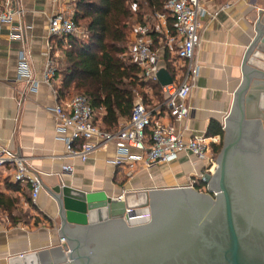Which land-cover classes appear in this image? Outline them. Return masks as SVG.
I'll return each instance as SVG.
<instances>
[{
	"label": "crops",
	"instance_id": "1",
	"mask_svg": "<svg viewBox=\"0 0 264 264\" xmlns=\"http://www.w3.org/2000/svg\"><path fill=\"white\" fill-rule=\"evenodd\" d=\"M21 12L11 24L0 26V149L7 147L24 157L31 173L39 175L43 189L36 201L28 183L14 179L15 165L0 167V192L19 200L18 208L29 213L27 219L13 224L7 213L0 212V264L9 259L61 244L58 207L49 190L68 185L85 191H105L113 197L123 193L186 186L188 178L204 171V163L189 153H180L168 163L151 168L117 167L110 161L118 157L115 144L98 150L88 161L66 155L65 138L70 134L57 130L54 109L74 96H59L60 78L45 80L44 69L48 54L49 19L58 11L73 15L75 0H11ZM200 15L201 43L196 52L200 74L189 96L190 113L176 123L186 141L205 134L212 140L211 149L221 142V134H209L213 122L224 130L234 92L242 81V61L255 36V27L264 24V0H202ZM19 29V32L17 31ZM21 34L11 38L10 32ZM153 44L161 53V65L172 76L180 65L177 46L167 47L165 37ZM65 46L55 43L57 65ZM27 58L32 79L38 88L20 78L21 56ZM160 83V82H159ZM161 84V83H160ZM162 86V85H161ZM151 90V93L149 92ZM149 103L162 102L164 95L146 89ZM103 112H98L99 124ZM132 154L138 151L132 150ZM72 164L73 172H63ZM133 201L134 197H130Z\"/></svg>",
	"mask_w": 264,
	"mask_h": 264
},
{
	"label": "water",
	"instance_id": "2",
	"mask_svg": "<svg viewBox=\"0 0 264 264\" xmlns=\"http://www.w3.org/2000/svg\"><path fill=\"white\" fill-rule=\"evenodd\" d=\"M242 81L224 123L223 146L206 191L180 186L125 193L68 185L49 190L59 245L10 257L9 264H264V24L242 61ZM161 85L172 83L158 72ZM133 202L151 220L128 223Z\"/></svg>",
	"mask_w": 264,
	"mask_h": 264
},
{
	"label": "built area",
	"instance_id": "3",
	"mask_svg": "<svg viewBox=\"0 0 264 264\" xmlns=\"http://www.w3.org/2000/svg\"><path fill=\"white\" fill-rule=\"evenodd\" d=\"M63 0H53L60 3ZM168 8L176 18V34L171 35L167 27L165 14L155 12L154 19H160L159 27L139 25L136 37L129 46V51L141 69L142 77L147 81L159 82L158 72L162 69L159 48L153 47L152 33L164 35L167 47L177 46V57L180 61L173 81L162 85L164 100L149 103L141 92H137L128 118H121L116 129L107 130L97 121V112L91 106L89 98L84 94H76L64 103H59L54 109L57 120V130L70 134L65 138L66 155L70 158L88 161L98 150L115 144L118 157L110 162L117 167L128 166L131 169L151 168L160 163H168L180 153H189L204 163V171L190 175L187 187L206 191L205 175L214 173L217 167V157L211 149L212 139L207 135H195L186 141L183 131L178 128L181 122L189 116L190 107L187 104L189 96L200 74V65L196 61V52L201 43L200 15L203 10L202 0H168ZM21 12L12 6L11 0H0V26L11 24L15 16ZM19 32V29L17 30ZM15 30L10 32L11 38H20ZM84 32L75 22L72 15L58 11L49 19L48 54L44 69L45 80L49 82L58 69L55 54V43L64 40L65 48L69 47L68 39L72 36L81 37ZM20 78H25L33 89L38 88V82L32 79L31 70L24 54L21 56ZM138 154H132V150ZM6 164L15 165L14 179L18 183H28L32 188V199L36 201L43 189L39 175L29 171L24 157L7 147L0 149V167ZM72 164H65L63 172H73ZM200 185V187H198ZM125 193L118 196L123 199ZM125 220L133 225L146 224L151 220L149 206H138L131 202L126 208ZM65 240L61 239L63 243ZM23 255V254H21Z\"/></svg>",
	"mask_w": 264,
	"mask_h": 264
},
{
	"label": "trees",
	"instance_id": "4",
	"mask_svg": "<svg viewBox=\"0 0 264 264\" xmlns=\"http://www.w3.org/2000/svg\"><path fill=\"white\" fill-rule=\"evenodd\" d=\"M167 5L168 0H75L72 17L79 26L84 25L85 33L70 37L69 47L63 49V65L56 71V77L60 78L59 96L77 92L86 95L95 111L103 112L102 128L112 130L118 127L121 118L130 117L137 92L147 99L146 89L152 88L160 95L161 84L142 77L128 43L135 24L147 23V11L165 14L169 33L175 35L176 18ZM152 35L157 42L164 38L157 32ZM57 43L64 47V40ZM209 134L222 136L214 149L217 157L223 146L224 130L213 122ZM19 184L8 186L15 189ZM18 202V198L0 192V212L7 213L13 224L29 215L19 210Z\"/></svg>",
	"mask_w": 264,
	"mask_h": 264
},
{
	"label": "rangeland",
	"instance_id": "5",
	"mask_svg": "<svg viewBox=\"0 0 264 264\" xmlns=\"http://www.w3.org/2000/svg\"><path fill=\"white\" fill-rule=\"evenodd\" d=\"M134 9L136 10L137 8H136V6H134ZM135 20H136V16L133 18V22L135 23ZM145 20H146V24L145 25H147V26H149V27H151V28H153V27H159V28H161V26H162V24L160 23L161 21H160V19H154V13H151V12H149V11H147L146 12V14H145ZM140 24H138V23H136L135 24V27H134V29H133V31H132V33H131V35H130V38H129V43H128V45L130 46L133 42H134V40H135V37H136V28L139 26ZM81 27V30L85 33V27H84V25H81L80 26ZM130 48V47H129ZM129 51H131V50H129ZM61 57H62V60H63V58H64V53H62L61 54ZM62 61L60 60L59 62H58V68H60V67H62ZM149 92L151 93V90H149ZM76 94H79L78 92L77 93H74V95H76Z\"/></svg>",
	"mask_w": 264,
	"mask_h": 264
}]
</instances>
